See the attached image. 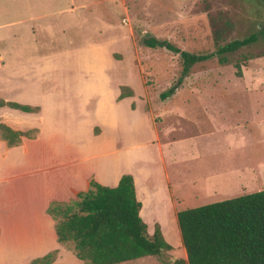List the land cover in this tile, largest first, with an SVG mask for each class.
Returning a JSON list of instances; mask_svg holds the SVG:
<instances>
[{"label": "rangeland", "instance_id": "374dc122", "mask_svg": "<svg viewBox=\"0 0 264 264\" xmlns=\"http://www.w3.org/2000/svg\"><path fill=\"white\" fill-rule=\"evenodd\" d=\"M42 1L33 3L43 6ZM123 1V11L116 5L115 16L105 18L102 38L88 31V43L97 41L96 45L73 50L69 47L76 41L73 22L61 24L52 16L18 22L28 15L20 13L31 9L22 0H0V34L13 38L0 41L13 66L0 70V139L4 140V127L27 136H16V144L10 146L36 138L7 151L0 148V177L4 178L0 181V211L6 209L18 221L14 225L6 221L0 230V264H29L51 251L49 264H83L74 256L71 242L58 243L54 234L61 209L75 196L50 200L45 214L39 210L44 198L60 195L74 173V185L81 184V174L91 171L106 186L118 174L130 173L145 198L146 185L154 189V198H147L139 216L147 234L158 225L170 247L116 264H187L171 204L160 189L163 163L169 176L182 177L169 165L174 153L183 149L187 155L198 147L202 156L190 161L193 164L202 161L217 167L224 163L219 162L223 156H229L234 167L244 164L236 171L237 175L242 171L239 179L243 182L238 183L234 175L221 176L215 180L222 191L185 194L175 201L178 210L264 188L262 174L249 179L252 171L262 172L259 164L264 162V140L259 141V135H264V37L226 53L223 62L217 54L196 61L184 75L179 55V51L213 53L218 45L255 33L264 25L261 2ZM96 25L87 23V27ZM146 37L166 41L178 51L146 46L142 42ZM170 88L173 92L161 99L159 94ZM6 99L32 110L11 107ZM213 113L215 119L208 120ZM209 125L217 127L214 135L193 138V133L206 131ZM225 126L227 130L220 132ZM164 128L174 130L169 136H175L178 143L165 144L174 139ZM182 133L190 135L183 138ZM230 141L242 147L214 154L204 149ZM93 175L89 174L88 181ZM4 187L19 195L15 205L20 203V209L12 206L15 199L5 195Z\"/></svg>", "mask_w": 264, "mask_h": 264}, {"label": "trees", "instance_id": "16d2710c", "mask_svg": "<svg viewBox=\"0 0 264 264\" xmlns=\"http://www.w3.org/2000/svg\"><path fill=\"white\" fill-rule=\"evenodd\" d=\"M259 1L264 11V0ZM259 36L264 37V25L258 26L255 33L218 45L213 53L179 51L181 75L194 62L214 54L223 62L226 53L254 43ZM142 42L149 47L164 46L178 51L168 42L153 37ZM173 89L160 93V98L167 97ZM6 103L22 111L32 110L28 105ZM4 130L3 139L9 146L16 144V136H26L6 127ZM139 207L130 174H121L114 186L89 179L87 188L77 191L72 202L61 209V218L54 223L55 239L58 243L71 242L74 256L83 264H113L159 254L170 246L158 225L147 234ZM175 220L187 264H264V188L177 210ZM53 254L48 252L29 264H49Z\"/></svg>", "mask_w": 264, "mask_h": 264}, {"label": "crops", "instance_id": "0c3cea01", "mask_svg": "<svg viewBox=\"0 0 264 264\" xmlns=\"http://www.w3.org/2000/svg\"><path fill=\"white\" fill-rule=\"evenodd\" d=\"M34 0H22L23 5L27 7V9H31V12H27L25 10H23L20 15L22 13H28V15L21 17L18 22L23 21V22H28V21H33V20H37V19H42L45 18L47 16H52V17H58V20L61 24L63 23H67V22H73L74 23V27H72L71 30H73V34L74 37L76 39V41L69 43V47L73 50H82L83 48L88 47L89 45H96L97 41H91V43H88V38H87V33L89 31L90 34L92 35H96L97 37H103V29H104V23L105 18L110 17L113 18V16H115L116 13V5L117 7L121 8V10H124V1L123 0H43L40 4L43 3L42 5H35L33 3ZM19 4V3H18ZM17 4V5H18ZM41 8V10L39 11H35V8ZM36 13H34V12ZM122 14H124L122 12ZM90 21H93L92 23ZM107 22H111L110 20ZM87 23L88 24H98L95 26H90L87 27ZM113 28V27H112ZM19 33V32H18ZM20 34V33H19ZM19 36L22 37V35L20 34ZM20 37V38H21ZM10 39H13L12 37H9V35H6V37H4V34H0V41L1 44L5 41H9ZM10 57L7 56L5 49H1V45H0V70L6 69L7 67H13L11 65L10 62ZM19 62V61H18ZM17 62V63H18ZM19 64V63H18ZM19 67V66H18ZM10 101V100H7ZM1 109V107H0ZM179 112V111H178ZM180 114V112H179ZM181 116H183L182 114H180ZM215 113L213 114H209L208 120L212 121V119H215ZM247 122L244 121V125ZM39 127H40V122H39ZM221 128H223V126H221ZM216 125H209V127L207 128L206 131H203L204 128H202L201 130L196 131L195 133H193L194 137L193 138H200V137H204L206 138L207 136L209 137L210 135H214L216 132ZM166 135H168V137L173 138L174 140H170L169 142H167L169 139L165 140V144L167 145H172V144H176L178 143L176 141V138H174L175 136H169L174 130L170 129V128H164L162 129ZM227 130V126L224 127L223 130H220V132H224ZM264 132V131H263ZM262 132V133H263ZM165 135V136H166ZM183 138L186 137L185 135H190V134H183ZM259 141H263L264 140V135H259ZM36 138H26V139H21V141H19V143L15 146H18L21 144V146L28 144L30 142L36 141ZM155 141H159L160 138L155 134ZM171 142V143H170ZM234 145H236L234 147ZM15 146H10L7 147L5 140H1L0 139V148H2L3 151H7L10 150L11 148L15 147ZM159 147L161 148V144H159ZM208 148L206 150H208V152L210 151L211 153H215V152H229L231 148H235L234 150L238 149L239 147H242L238 144H234L233 141H230L229 143H226L225 146L219 147V145H210L208 144L207 146L204 147ZM211 149V150H209ZM240 149V148H239ZM183 150V149H182ZM180 150L179 152H176V154L174 153L173 157L170 158V163L169 165L171 167H174L177 171H175V175H180L182 177L180 178H174L168 175L167 173V167L164 166L163 163V173H164V179H163V185H161L160 189H161V193L163 195V197L166 199V201H168L171 204V216H173L175 218V213L178 210L175 201L177 199H181L184 198L185 194H188V196H190V193H197L198 195L201 194H205V193H216L217 191H222V189L219 187L220 183L218 182V178H221V176H231L234 175L235 178L238 179V183L243 182L242 180H240V175L242 174V171H239L238 175L236 174L237 168L242 169V167L244 166L243 163H238L237 166L234 167L233 164H230V160L228 159L229 156H223L221 159H219V162L224 163L217 166V167H213L210 168V164L208 162H204L203 163L201 161V163H192L190 161H194V159H199L200 156V148L196 147L195 148V153H189V154H183L184 152ZM203 150V149H202ZM178 153V154H177ZM181 154V155H179ZM200 160V159H199ZM190 162V163H189ZM200 162V161H199ZM193 164V165H192ZM224 165V166H222ZM259 167L261 169L264 170V162H261L259 164ZM48 169H50L49 167H47ZM203 169V170H202ZM234 169L235 172H232ZM262 170V172H257L254 173V171L251 172V175H249V179L250 180H255L258 179L259 175H261L262 179L264 178V171ZM204 171V172H203ZM89 174L93 175V172L89 171V172H84L83 174H81V184L80 185H74L75 182L77 183V175L74 173L75 176H71L70 180L71 182H69L68 186L64 188V190L62 192H60L58 196H52L49 199L45 200V198L42 200L43 202L41 203L40 209L42 210V214H45V208L48 205V202L52 199H62V198H69V197H73L75 196V193L77 191H81V190H85L87 185H88V176ZM130 174V173H129ZM121 174H118L117 176H115L114 178L111 179V181H113V184H110L111 186H114L117 183L118 178L120 177ZM133 180V186H134V193H135V197L136 199L140 202V207L138 210V214L141 215V210L143 208L144 202H147V198L149 197V199L154 198L155 193H154V189L152 188L151 184L146 185L145 191L147 192V198H145V194L141 193L140 187L137 184V180L135 178L134 175L130 174ZM185 176V177H184ZM70 177V174H69ZM151 176L149 175L147 179H149ZM227 178V177H224ZM4 178L0 177V181H2ZM93 180L101 185H103L101 182V179H97L94 177L93 175ZM261 180V179H260ZM264 182V181H263ZM261 184V183H260ZM106 186V185H105ZM261 188V186H259ZM7 189L4 187V192L5 195L7 196L8 194H12V190L11 192H7ZM225 190V189H223ZM260 190V189H257ZM256 191V190H255ZM13 198L15 199L13 201L12 206L17 207V205H19L20 203H17V205H15L16 203V199L19 198V195L16 194H12ZM195 197V196H194ZM193 197V198H194ZM225 197V196H223ZM192 198V197H191ZM3 198L0 199V203L2 204ZM2 207V206H1ZM6 207V206H5ZM18 208V207H17ZM20 209V208H18ZM5 211H7L5 209ZM4 208L1 209L0 211V230L2 231L4 228V223L6 221H10L13 225L14 222L16 221V223L18 222L16 219V216L13 215V213H9V212H5ZM45 216V215H44ZM173 220V218H172ZM14 221V222H13ZM143 221V220H142ZM18 228V224L16 226V229ZM0 237H1V233H0ZM25 238H29V236L25 235ZM43 242V241H42ZM79 260V259H78ZM76 259L77 262H80ZM131 260V259H130ZM125 261H129V260H125ZM124 262V261H121ZM119 263V262H117ZM116 264V263H113Z\"/></svg>", "mask_w": 264, "mask_h": 264}]
</instances>
